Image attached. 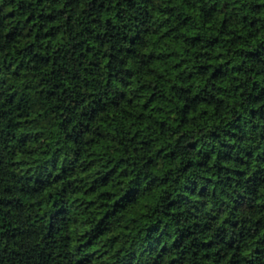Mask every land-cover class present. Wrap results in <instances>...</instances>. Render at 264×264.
I'll return each instance as SVG.
<instances>
[{
  "label": "trees",
  "instance_id": "1",
  "mask_svg": "<svg viewBox=\"0 0 264 264\" xmlns=\"http://www.w3.org/2000/svg\"><path fill=\"white\" fill-rule=\"evenodd\" d=\"M0 264H264V0H0Z\"/></svg>",
  "mask_w": 264,
  "mask_h": 264
}]
</instances>
